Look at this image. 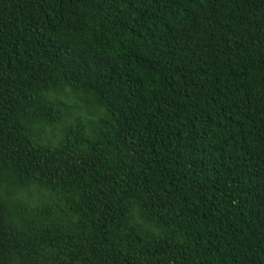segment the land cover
<instances>
[{
    "label": "trees",
    "instance_id": "obj_1",
    "mask_svg": "<svg viewBox=\"0 0 264 264\" xmlns=\"http://www.w3.org/2000/svg\"><path fill=\"white\" fill-rule=\"evenodd\" d=\"M0 264H264V0H0Z\"/></svg>",
    "mask_w": 264,
    "mask_h": 264
}]
</instances>
